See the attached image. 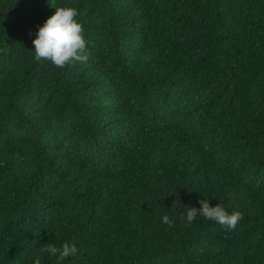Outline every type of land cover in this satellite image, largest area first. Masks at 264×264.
Instances as JSON below:
<instances>
[{"label":"trees","instance_id":"trees-1","mask_svg":"<svg viewBox=\"0 0 264 264\" xmlns=\"http://www.w3.org/2000/svg\"><path fill=\"white\" fill-rule=\"evenodd\" d=\"M56 6L86 62L35 60ZM36 257L264 264V0H0V264Z\"/></svg>","mask_w":264,"mask_h":264},{"label":"clouds","instance_id":"clouds-1","mask_svg":"<svg viewBox=\"0 0 264 264\" xmlns=\"http://www.w3.org/2000/svg\"><path fill=\"white\" fill-rule=\"evenodd\" d=\"M55 11L38 27L34 45V58L38 62L49 61L58 68H64L66 64L86 62L89 59L87 42L84 37V28L76 17L78 11L70 6H56ZM201 207H189L186 213V222L191 224L197 215L203 216L207 220L220 224L227 232L234 231L243 213L233 211L229 213L225 207L217 203L210 206L207 199L199 201ZM164 224L172 226L173 221L165 215L162 217ZM53 256H58L60 261L73 256L77 252V247L72 243H64L61 247L48 244L43 249ZM42 257H36L33 264H41Z\"/></svg>","mask_w":264,"mask_h":264}]
</instances>
